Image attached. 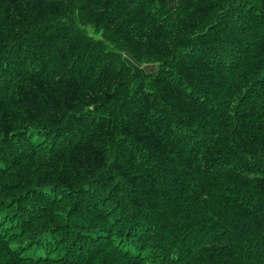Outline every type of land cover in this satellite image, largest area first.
Returning a JSON list of instances; mask_svg holds the SVG:
<instances>
[{
	"label": "trees",
	"instance_id": "trees-1",
	"mask_svg": "<svg viewBox=\"0 0 264 264\" xmlns=\"http://www.w3.org/2000/svg\"><path fill=\"white\" fill-rule=\"evenodd\" d=\"M0 264H264V0H0Z\"/></svg>",
	"mask_w": 264,
	"mask_h": 264
},
{
	"label": "rangeland",
	"instance_id": "rangeland-1",
	"mask_svg": "<svg viewBox=\"0 0 264 264\" xmlns=\"http://www.w3.org/2000/svg\"><path fill=\"white\" fill-rule=\"evenodd\" d=\"M139 65L147 72H153L157 70V65H153V64H139Z\"/></svg>",
	"mask_w": 264,
	"mask_h": 264
}]
</instances>
